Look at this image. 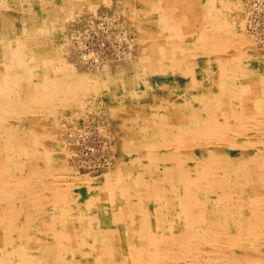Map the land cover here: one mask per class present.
Wrapping results in <instances>:
<instances>
[{
    "label": "bare ground",
    "instance_id": "1",
    "mask_svg": "<svg viewBox=\"0 0 264 264\" xmlns=\"http://www.w3.org/2000/svg\"><path fill=\"white\" fill-rule=\"evenodd\" d=\"M243 1L0 0V264H264ZM98 18L117 58L72 44ZM79 116L109 145L97 177L72 164Z\"/></svg>",
    "mask_w": 264,
    "mask_h": 264
},
{
    "label": "rangeland",
    "instance_id": "2",
    "mask_svg": "<svg viewBox=\"0 0 264 264\" xmlns=\"http://www.w3.org/2000/svg\"><path fill=\"white\" fill-rule=\"evenodd\" d=\"M252 2H254V3H252ZM256 3L259 5L258 7H257ZM255 5H256V8H255ZM252 6L254 7V9H253ZM241 8L244 9L242 14H241V17L242 18L245 17L244 19L246 20V23H247V24H245V29H246L245 31L249 34V37H250V34H251L252 38L255 40V45L256 46L261 47L262 49H264V15H263L264 14V0H244ZM250 10H252V11L250 12ZM249 15H250V17H249ZM98 21H99L98 24L89 25V27L86 28V32H85V34L83 36L79 37V35L76 34L73 37V39H72L73 46L74 45L77 46L78 44L83 43V41H84L85 44H83V49H84V51L86 53L88 52L89 59H93L92 57L94 55H97V56H99L101 58H106V57L107 58H110V57L117 58V55L115 53L118 54V52L121 49L124 48L123 44L121 43L122 39H120V36L118 35V33L114 29V27L113 28L109 27L108 23L105 20H102L101 18H98L97 22ZM95 31H96V33H95ZM258 38H261L262 41L259 40ZM100 42H102L103 44L100 43ZM106 47H107V49H106ZM90 48H92V49L94 48V49L93 50L91 49L92 50L91 51ZM90 52H93V54L90 53ZM99 53H100V55H99ZM112 54H113V56H112ZM104 56H106V57H104ZM97 118H98V116L93 118V120L90 122V124L87 125L86 121L84 119H82V116L81 117L80 116L77 117L76 128L78 129V135L71 134V137H70V139H73L74 144L76 145L75 146L76 150L73 153H71V155H70V157L72 158L73 166L78 171H80V172L83 171L84 173H87L89 176H92V177H97L101 173V171L103 169L102 165H103V162H104V157H106V153H105L106 151L104 150L103 146H105V145L109 146L105 142H104V145H103V140L101 139V136H99L98 130H99V125L101 124V122L98 120L97 123H95V120ZM65 127H67L66 129H71V126L68 125V124ZM82 133H83V135H82ZM94 140H96V141H94ZM101 143H102V145H101ZM78 150H80V151L78 152ZM100 153H102V154H100ZM78 165H80V166H78Z\"/></svg>",
    "mask_w": 264,
    "mask_h": 264
}]
</instances>
